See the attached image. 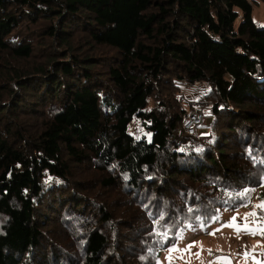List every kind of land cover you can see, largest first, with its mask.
Returning a JSON list of instances; mask_svg holds the SVG:
<instances>
[{"label":"trees","instance_id":"obj_1","mask_svg":"<svg viewBox=\"0 0 264 264\" xmlns=\"http://www.w3.org/2000/svg\"><path fill=\"white\" fill-rule=\"evenodd\" d=\"M256 2L0 0V264L152 263L188 225L247 203L240 191L264 181ZM185 82L205 83L196 104L178 96ZM197 104L210 124L189 136ZM134 119L145 135L131 134ZM84 167L125 191L119 207L137 218L117 220L110 199L68 201L63 190L86 191ZM120 229L129 255L111 252Z\"/></svg>","mask_w":264,"mask_h":264},{"label":"rangeland","instance_id":"obj_2","mask_svg":"<svg viewBox=\"0 0 264 264\" xmlns=\"http://www.w3.org/2000/svg\"><path fill=\"white\" fill-rule=\"evenodd\" d=\"M256 1L257 2L253 4V18L256 21L264 24V2L261 0ZM178 85V87L180 88V90L177 92L178 96L185 103L190 102V104L197 102V99L201 96L202 93H204L206 87L205 83L203 82L194 84L185 82L178 83ZM153 104L154 100L151 99L150 105ZM198 106H201V108H204L206 110L204 125L198 130V135H202L208 132L207 129L210 124V117L207 116V112H209V104ZM129 131L135 137H141L147 132L145 127L142 126V123L137 119H134L132 121L129 127ZM87 169V167H84L83 169H76L78 171L85 170L83 174L84 177L78 175L77 178L78 181H80V187L86 188V191H82L81 193H79L77 187H74L73 190H63V192H66L64 196L65 198H68V201L74 200L72 198H77L78 195H80L83 198L88 197V200H92V204L94 200L102 205L105 200L107 201L110 199V203L115 206V209H117V220L123 217H132L133 219L137 218V216L133 214L132 211H130L128 214L122 213L125 210L119 207V204L121 202H124L125 200L128 201L125 191L124 193L122 191H115L110 193L105 189L99 188L97 185V176L99 174L93 171V169ZM62 187L65 188L64 185H62ZM245 189L241 190L240 193H244ZM248 190L249 191L245 195H241L248 198L246 204L232 210L226 208L219 209V219L210 224L207 229H203L199 225L194 227L188 225L184 230L180 231L181 233L177 236L174 244H172L170 247L165 248L159 253V258L157 260L152 261V263L145 262L143 264H212V262H215V264H264V234H262V232H264V208L257 207V205L264 203V196L262 198L263 202L261 200H258L259 197H261V194H264V181L260 187ZM74 192L75 194L73 195ZM118 194L121 195L120 198L118 197ZM70 196H72V198ZM68 207L69 210L73 208V206L70 205H68ZM133 207L136 208L135 205H133ZM91 210L92 211H90V209H83V212L88 213L89 211V213L94 214L95 209L91 208ZM247 213H255V215H249L245 217V214ZM233 216L236 217L235 223L237 225H247L249 229L256 230V234L252 235L250 233L241 231L239 236H237L234 228H222L221 226L224 224H228ZM62 218L63 217H61V215L58 216V219L54 222V224H58L60 222V225L62 224L61 227L64 228L63 232L69 234L71 230L72 235H78L81 233V230L77 229V231H74L73 229H71V227L68 228L67 226L69 224L64 227V222H62L61 220ZM90 219L91 218L87 219V216L84 217L86 223H91ZM133 224L134 226H137L135 221H133ZM59 228L60 226H58L57 230L51 228V234L55 238L59 237ZM115 229H117V227H115ZM215 229H221V231L216 232L215 235H210L209 233L213 232V230ZM118 232V237L116 238V240L114 237L115 241H113V244L111 245V248L113 249L111 250V252H114V250L118 252L119 249L125 251L126 255L135 252V249L133 248V240L128 239L132 237L131 231L129 229H126V231H121L120 229ZM163 235L164 233L161 234V237H163ZM135 236H139V231L135 233L134 237ZM127 240H131V243ZM71 241L75 246L80 245L76 239H72ZM190 244H193L194 246L189 249L188 245ZM119 245H124L125 248L117 247ZM169 248H174V250L169 252ZM209 249H211V252H209ZM246 252L247 256H245Z\"/></svg>","mask_w":264,"mask_h":264},{"label":"built area","instance_id":"obj_3","mask_svg":"<svg viewBox=\"0 0 264 264\" xmlns=\"http://www.w3.org/2000/svg\"><path fill=\"white\" fill-rule=\"evenodd\" d=\"M204 121L205 109L195 108L187 115L183 130L187 135L195 136L198 134L199 128L204 125Z\"/></svg>","mask_w":264,"mask_h":264},{"label":"snow or ice","instance_id":"obj_4","mask_svg":"<svg viewBox=\"0 0 264 264\" xmlns=\"http://www.w3.org/2000/svg\"><path fill=\"white\" fill-rule=\"evenodd\" d=\"M248 191H249L248 189H245V192H244V193H240V195H245ZM257 207H262V208H264V203H261L260 205H257ZM190 211H191V209H190ZM249 215L254 216L255 213H247V214H245V217H247V216H249ZM212 219H213V220H218L219 217H213ZM235 221H236V217L233 216L228 224H224V225H222L221 227H222V228H223V227H231V228H234V230L236 231L237 236H239V234H240L241 231H244V232H246V233H250V234H252V235H255V234H256V230L249 229V228L247 227V225H243V226L237 225V224L235 223ZM219 231H221V229H215V230H213V232H211V233H209V234H210V235H215L216 232H219ZM262 234H264V232H262ZM181 238H182V236H181ZM193 246H194L193 244H190V245H188V248L190 249V248L193 247ZM245 247H247V246H245ZM173 250H174V248H169V249H168L169 252H171V251H173ZM218 250H219V249H218ZM209 252H211V249H209ZM245 256H247V252L245 253ZM222 259H226V258H222ZM212 264H215V262H212Z\"/></svg>","mask_w":264,"mask_h":264}]
</instances>
